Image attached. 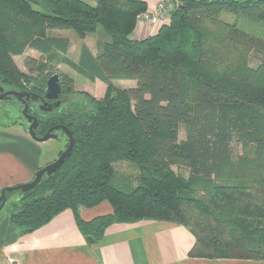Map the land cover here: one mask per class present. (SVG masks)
I'll return each instance as SVG.
<instances>
[{
	"label": "trees",
	"instance_id": "16d2710c",
	"mask_svg": "<svg viewBox=\"0 0 264 264\" xmlns=\"http://www.w3.org/2000/svg\"><path fill=\"white\" fill-rule=\"evenodd\" d=\"M146 11L141 0H0V71L18 85L33 73L40 97L58 73L68 100L36 115L38 135L63 125L75 140L56 173L20 193L10 222L28 234L69 210L89 246L115 225L167 222L195 237L191 258L264 261V0H183L154 35L134 39ZM54 30L107 40L96 54L83 44L73 61ZM25 48L39 55L28 73L13 55ZM60 65L104 83V97L77 91ZM123 80L136 85L117 88ZM181 163L187 177L172 169ZM103 203L110 214L83 219Z\"/></svg>",
	"mask_w": 264,
	"mask_h": 264
},
{
	"label": "crops",
	"instance_id": "0c3cea01",
	"mask_svg": "<svg viewBox=\"0 0 264 264\" xmlns=\"http://www.w3.org/2000/svg\"><path fill=\"white\" fill-rule=\"evenodd\" d=\"M141 1L147 5V11L155 10L159 2ZM182 1L179 0L178 4ZM159 27L144 22L137 24L133 38H148ZM97 33H100L98 41L107 40L101 30ZM67 39L72 45L71 39ZM90 41L86 37L81 40L80 47L85 44L96 54L97 43L93 47ZM130 83L127 88L135 87V82ZM93 84L106 92V86L100 81ZM43 145L45 143L32 141L24 134H0V196L3 189L34 179L36 172L42 168L41 164L50 160V157L55 160L60 151L55 148V153L50 157L46 154L48 158H45ZM111 212V206L103 203L93 209H84L82 217L90 221ZM195 242V237L183 226L142 221L134 225L112 226L99 244L89 246L69 210L28 234H22L10 222L9 215L0 220V264H264V261L255 260L191 258L189 253Z\"/></svg>",
	"mask_w": 264,
	"mask_h": 264
},
{
	"label": "rangeland",
	"instance_id": "374dc122",
	"mask_svg": "<svg viewBox=\"0 0 264 264\" xmlns=\"http://www.w3.org/2000/svg\"><path fill=\"white\" fill-rule=\"evenodd\" d=\"M168 19V18H167ZM99 32V31H98ZM100 33L97 34H91L88 35V39H90V44L94 47V44L98 42V37H99ZM49 36L53 37V36H60V37H67L70 38L72 41V45L70 48V51L68 53V57H70V59H72L73 61H78L79 59V55H80V42L81 40L84 39H80L73 31H58V30H54L51 31L49 33ZM17 46V45H16ZM13 47H15L13 45ZM14 60L16 62V65L18 66L19 70L24 72V73H28V70L25 66V61L27 59H31L33 57V59H38L39 55L35 52L29 51L27 50V48L23 49L22 52H17L14 53ZM261 62V56L258 55L257 53H253L251 55V66L255 67L258 66L259 63ZM59 73L60 74H65L70 76L71 78L74 79L75 81V89L79 92H85V93H89L90 95L101 99L104 97L105 93L103 90H100L99 88H97L93 83L89 82L88 80H86L85 78L78 76L75 72H73L69 67L65 66V65H60L58 67ZM101 84L104 86L105 84L101 82ZM115 85L117 88L120 89H125L127 87H130L129 85H131L130 81H116ZM2 106V105H1ZM9 117V116H8ZM6 116V119H2L1 121L3 123H5V125H9L11 124V122L13 121L12 118H8ZM7 136H14V135H19V134H25V131L21 130V129H13V130H8L4 133ZM27 136V135H26ZM186 138V128L184 125L180 126L179 129V140H184ZM67 145V136L60 134V137H58V139H50L47 142H45V145H43L42 150L43 153L45 155V158H48L46 154H48V156L50 157L52 154L55 153L57 148V151H64ZM52 149V150H51ZM240 151V150H239ZM58 156L55 158L57 159ZM50 160H48L47 162H45L44 164H41L42 168L45 167L47 164L53 162L54 160H51L52 157L49 158ZM118 168L120 169L121 172H125V173H129V174H137L138 172V167L136 165L133 164H128V163H121L120 165H118ZM41 169V168H40ZM173 171L179 175H182L184 177L188 176V170L186 168V166L184 164H178L172 167ZM32 181V180H31ZM30 182V181H29ZM20 191L19 192H15L12 193L10 195V202L7 204V206L5 207V209L1 212L0 214V220L3 219L4 217L9 215V211L11 209V206L17 202L18 197L20 196Z\"/></svg>",
	"mask_w": 264,
	"mask_h": 264
},
{
	"label": "flooded vegetation",
	"instance_id": "af4514ba",
	"mask_svg": "<svg viewBox=\"0 0 264 264\" xmlns=\"http://www.w3.org/2000/svg\"><path fill=\"white\" fill-rule=\"evenodd\" d=\"M30 75V83L23 82V85H18L10 79H7L0 71V134L8 130L21 129L25 131L24 135H27L33 141V136L29 133V129L33 126V116L37 117V114L52 113L62 105L65 99L68 100V95L64 96L61 93L59 97L61 104L57 108L52 107L51 110H49V105H53L55 102L46 99L45 95L43 96V100L40 98L37 101H33V73ZM21 94L27 95L21 96ZM6 116L13 119L9 125H5L1 121L2 119H6ZM28 119H31V122ZM38 128L35 131L38 137L45 136L51 129L49 128L42 136H39ZM53 133L57 134L58 137H60V134L67 136L62 130L53 131Z\"/></svg>",
	"mask_w": 264,
	"mask_h": 264
},
{
	"label": "water",
	"instance_id": "95a60500",
	"mask_svg": "<svg viewBox=\"0 0 264 264\" xmlns=\"http://www.w3.org/2000/svg\"><path fill=\"white\" fill-rule=\"evenodd\" d=\"M61 93H62V88H61V84H60V76L58 73H56L48 80L46 91H45V98L50 100V101L55 102L53 105H49L50 106L49 110H51L52 107H54V108L59 107V105L61 104V101L59 100ZM24 95H27V94H21V96H24ZM40 98L42 100L44 99L43 97H40V96L33 93V101H37ZM28 120H29V122H31V119H28ZM38 125H39V121H38L37 117L33 116V126L29 129V133L31 134V136H33V139L36 142L45 143L50 139H57L58 135L54 134L53 131L62 130L67 134L68 146L65 148V150L60 154V156L55 161L47 164L45 167L38 170L32 181L25 183V184L18 185V186H11V187H7V188L3 189L1 192V196H0V213L4 209L6 202H7L6 193L21 191L22 194H25V193L30 192L35 187H37V185L42 181L44 176H51L54 173H56L60 169V167L64 164V162L72 154L74 144H75V140H74L73 134L71 133V131H69V129L67 127H65L63 125L55 126V127L51 128L46 133L45 136L38 137L36 135V132H35L36 129L38 128Z\"/></svg>",
	"mask_w": 264,
	"mask_h": 264
},
{
	"label": "built area",
	"instance_id": "2783aa9c",
	"mask_svg": "<svg viewBox=\"0 0 264 264\" xmlns=\"http://www.w3.org/2000/svg\"><path fill=\"white\" fill-rule=\"evenodd\" d=\"M179 0H159L153 11H146L137 17V24L148 23L153 26H160L167 22L171 10L177 6Z\"/></svg>",
	"mask_w": 264,
	"mask_h": 264
}]
</instances>
